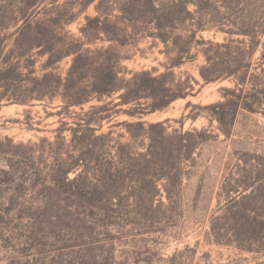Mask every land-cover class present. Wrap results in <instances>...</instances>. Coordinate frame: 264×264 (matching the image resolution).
Instances as JSON below:
<instances>
[{
  "label": "rangeland",
  "instance_id": "rangeland-1",
  "mask_svg": "<svg viewBox=\"0 0 264 264\" xmlns=\"http://www.w3.org/2000/svg\"><path fill=\"white\" fill-rule=\"evenodd\" d=\"M192 2L189 10L196 12L193 20L176 23L170 37L188 47L190 31L201 27L197 40L204 43L195 41L182 65L171 68L172 59L178 55L176 49L153 37L157 33L153 25L132 21L139 15H130L134 11L131 0H108L107 34L92 31L96 42L91 46L83 30L87 20L98 15L97 1L90 6V0H0V264H264V239L236 241L230 232L238 220L233 216V199L240 207L251 208V199L236 197L252 192L257 197L264 195V100L254 106V112L245 107L251 102V84L257 86L256 91H264V65L260 62L264 53V0ZM26 21L37 23L33 31L25 29ZM228 31L236 34L230 36ZM249 32L258 38L240 35ZM26 33L31 40L45 35L67 46L78 41L86 49L111 47L114 60H120L118 75L123 80L141 71H155L157 75L174 72L177 82L182 83L190 79L193 90L187 97L178 98L163 111L146 114L141 122L168 121L169 133L175 129L209 130L205 143L193 155L194 161L187 164L193 168L186 169L175 202L168 201L162 186L158 200L164 205H158V213L144 207L140 212L137 202L131 201L126 231L120 235L115 228L109 233L101 230L97 240L103 242L94 246L101 250L86 254L97 257L94 260L83 257L88 248L77 247L76 205L80 198L72 197L64 181L54 176L60 158L66 160L78 149L71 129L84 124V112L105 102L94 99L86 106L66 109L61 84L71 71L73 58L65 56L50 65L48 55L25 47ZM227 39L245 43V47L234 44L239 50L233 51V67L237 68L238 60L242 61L252 48L255 53L229 78L204 82L200 74L207 66L205 52L219 61L224 53L208 43L222 44ZM253 41L260 43L253 47ZM55 54L56 58L62 56L60 51ZM245 77L248 84L242 86L240 81ZM225 95L240 103L239 108L230 104L225 109L227 135L216 120L219 111L205 109L224 102ZM119 101L118 93L106 103ZM189 103L203 109L189 107ZM131 108L116 109L124 112ZM193 115H197L196 120ZM113 121L139 119L119 112ZM101 124L97 134L108 133L113 122ZM113 131L114 139L131 142L124 128ZM31 149L37 157L44 156L45 149L48 162H25L21 156ZM70 177L75 178V174ZM219 217L225 228L223 244H217L210 234L212 223ZM88 233L91 236L92 232Z\"/></svg>",
  "mask_w": 264,
  "mask_h": 264
},
{
  "label": "trees",
  "instance_id": "trees-1",
  "mask_svg": "<svg viewBox=\"0 0 264 264\" xmlns=\"http://www.w3.org/2000/svg\"><path fill=\"white\" fill-rule=\"evenodd\" d=\"M96 1L98 15L89 18L87 20L88 24L83 30L88 46L96 42L94 34H91L92 31H94L93 33L96 31L97 35L107 34L105 24L108 16L106 6L108 0H90V6ZM131 2L134 11L130 15H139L138 19L135 18L132 21L153 25L157 30L153 37L159 39L167 47L172 44L176 49L178 55L172 59L171 68L182 65L184 57L190 54L191 46L195 41L200 45L204 43L202 40H197L198 33L202 31L201 27L190 31L191 35L188 36L190 45L188 47H182L178 40L170 37V29L174 28L176 23L185 24L193 20L196 12L193 13L189 10V6L193 4L192 0H131ZM33 6L35 5L30 4L29 7L32 8ZM27 24L25 29L29 31H33V25H37V23L32 25L30 21ZM49 33H51V30H49ZM226 33L230 36L236 34L231 31ZM28 34L26 33L23 36L28 41L25 39L27 43L25 47L30 52L41 50L42 54L48 55L50 65L56 64L65 56L73 58L71 71L65 78L64 84H61L62 98L66 103V109L86 106L94 99L105 102L104 105L92 106L84 112V124L80 123L79 127L71 129L73 132L72 142L74 145L77 144L76 148L78 149L75 153L78 152V156L72 153V155L67 154L68 159L66 160L60 158L54 176L55 179L60 177L64 181V187L69 190L72 197L76 195L80 198L76 205L79 208L77 247L81 249L88 248L83 257L94 260L97 257L86 256V254H94L95 251L101 250L102 247L100 246L98 248L94 247L103 242L97 240L101 236V230L109 233L111 229L115 228L121 233L120 235L126 231V227L130 223L128 215L131 212L129 210L131 201L135 200L137 202L135 206L139 208L140 212H142L141 207H144L151 213H158L160 212L158 205H164L160 199L158 200L162 197L160 189V186H162L168 201L175 202V198L180 194V187L187 172L186 169L193 168V165L188 166L187 164L194 161L193 155L205 143L209 130L183 131V129H175L169 133L168 121L150 124L141 122L146 114L159 110L163 111L178 98L187 97L188 91L193 90L190 79L182 83L179 80L177 82L174 72L157 75L155 71H141L134 73L130 79L123 80L118 75L117 66L120 60H114L111 47L107 49L105 47L94 50L91 48L86 49L82 42L77 41L67 46L65 42H59L58 39L55 41L54 38L50 39L45 35L40 38L34 37L35 39L31 40ZM240 35L255 40L258 38L250 32ZM111 40L115 41L114 39ZM116 41L119 42V40ZM258 43L260 42L253 41V47H257L256 44ZM234 44H241L245 47L244 42L234 39H227L222 44L208 43V45H214L224 53L220 54L222 56L219 61L217 57H212L205 52L207 66L201 69L200 74L204 82H218L229 78L236 71H239L237 69L241 67L245 58H249L255 53L254 48H252L250 52H246L242 61L241 59L238 60L239 66L237 68L233 67L231 65L235 62L233 51L236 48ZM58 48L60 50H57ZM236 49L239 50L238 47ZM57 51L62 53L61 58H56L55 53ZM260 62L264 65V53L260 57ZM219 66L222 67L217 69ZM248 73L250 74V68H248ZM247 84L246 77L240 81L242 86ZM251 85L252 93L248 97L251 102L246 104L245 107L253 111L255 105L259 106L263 103L264 91L260 89L256 91L257 86ZM118 93L120 100L118 103L114 105L106 103V100ZM223 97L224 102L212 104L205 109L219 111L218 113L215 112L216 120L222 128V132L227 135L225 128L228 123L224 117L225 109L230 104L239 108L240 103L228 99L226 95ZM236 97L239 100L240 96ZM149 100H152V103H148ZM125 106H131L132 108L124 112L116 109ZM188 106L203 109L201 106L192 103H189ZM119 112L124 113L130 119H139V121L114 123L113 120ZM191 118L196 120L197 115H193ZM102 121L113 122V125L108 133L97 134V130L103 128ZM119 127L124 128L131 142L122 143L114 139L115 132L113 129ZM138 141H141L140 144L142 145ZM139 148L143 151L140 152ZM33 149L30 150L31 153L25 152L21 156L25 162L36 163L41 159L48 162L46 159L50 157H47L49 153L45 149H42L44 153L42 157H37ZM71 174H75V178L71 179ZM238 197H241V200L251 199L252 209L240 207V203L235 202V199H233V203H236L234 205L236 208L233 207V209H236L233 216L238 220L237 225L230 229L231 238L236 241L245 240L250 242L263 240L264 215L262 211L264 210V195L257 197L252 192L245 195L240 194L236 199ZM254 210L256 213L252 218L251 214ZM220 221V217L215 219L210 230V234L217 244H223L225 238L224 232H222L225 228ZM89 231L92 232L91 236H89ZM247 251L253 252L252 250Z\"/></svg>",
  "mask_w": 264,
  "mask_h": 264
}]
</instances>
